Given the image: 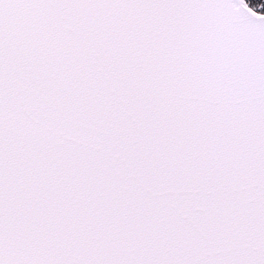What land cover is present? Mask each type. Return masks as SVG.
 <instances>
[{
    "label": "snow or ice",
    "instance_id": "obj_1",
    "mask_svg": "<svg viewBox=\"0 0 264 264\" xmlns=\"http://www.w3.org/2000/svg\"><path fill=\"white\" fill-rule=\"evenodd\" d=\"M0 264H264V0H0Z\"/></svg>",
    "mask_w": 264,
    "mask_h": 264
}]
</instances>
